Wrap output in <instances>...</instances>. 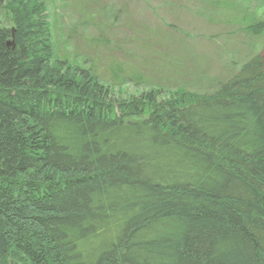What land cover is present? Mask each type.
Listing matches in <instances>:
<instances>
[{"label":"trees","instance_id":"trees-1","mask_svg":"<svg viewBox=\"0 0 264 264\" xmlns=\"http://www.w3.org/2000/svg\"><path fill=\"white\" fill-rule=\"evenodd\" d=\"M100 13L76 25L95 49ZM54 28L45 0H0V264H264V57L122 97Z\"/></svg>","mask_w":264,"mask_h":264},{"label":"rangeland","instance_id":"rangeland-1","mask_svg":"<svg viewBox=\"0 0 264 264\" xmlns=\"http://www.w3.org/2000/svg\"><path fill=\"white\" fill-rule=\"evenodd\" d=\"M45 1L58 55L93 57L101 80L114 86L118 96L154 89L166 94L178 87L211 92L253 55L264 57V34L250 36L244 28L246 17L264 19V0H82L84 5H77L79 0ZM95 7L102 9L94 15L101 22L100 32L92 28L88 33L111 41L96 49L88 45L84 26L76 28L79 18L86 20ZM113 59L123 70L115 81L110 74Z\"/></svg>","mask_w":264,"mask_h":264}]
</instances>
